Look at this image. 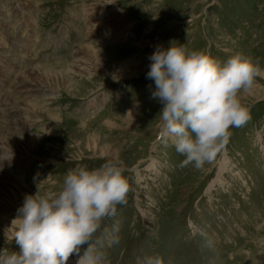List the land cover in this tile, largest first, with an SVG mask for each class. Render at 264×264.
Listing matches in <instances>:
<instances>
[{
  "label": "rangeland",
  "instance_id": "obj_1",
  "mask_svg": "<svg viewBox=\"0 0 264 264\" xmlns=\"http://www.w3.org/2000/svg\"><path fill=\"white\" fill-rule=\"evenodd\" d=\"M170 41L261 70L238 93L251 119L200 168L156 140L148 56ZM107 160L129 191L90 242L97 264H264V0H0V249L26 194Z\"/></svg>",
  "mask_w": 264,
  "mask_h": 264
},
{
  "label": "clouds",
  "instance_id": "obj_2",
  "mask_svg": "<svg viewBox=\"0 0 264 264\" xmlns=\"http://www.w3.org/2000/svg\"><path fill=\"white\" fill-rule=\"evenodd\" d=\"M148 59L146 78L154 85L150 95L162 105L156 140L174 146L184 157L181 167L200 168L227 144L231 128L251 119L238 93L253 85L261 71L258 62L240 53L221 62L205 50L172 41L157 45ZM128 191L119 161L69 169L58 192L24 196L17 209L16 250L0 249V264H67L72 255L78 257L76 264H97L90 242L102 221L116 215L117 205L127 203ZM118 232L114 221L106 234L108 246L119 243ZM143 264L163 260L149 256Z\"/></svg>",
  "mask_w": 264,
  "mask_h": 264
},
{
  "label": "bare ground",
  "instance_id": "obj_3",
  "mask_svg": "<svg viewBox=\"0 0 264 264\" xmlns=\"http://www.w3.org/2000/svg\"><path fill=\"white\" fill-rule=\"evenodd\" d=\"M93 30H95V29H94V25H93V26H91V31L93 32Z\"/></svg>",
  "mask_w": 264,
  "mask_h": 264
}]
</instances>
